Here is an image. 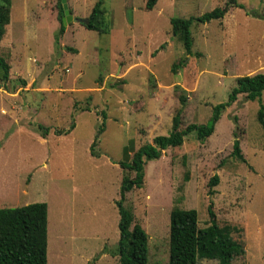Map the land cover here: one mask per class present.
<instances>
[{"label":"rangeland","instance_id":"1","mask_svg":"<svg viewBox=\"0 0 264 264\" xmlns=\"http://www.w3.org/2000/svg\"><path fill=\"white\" fill-rule=\"evenodd\" d=\"M60 1L12 0L0 44L10 66L8 81L0 73V209L48 205V264H119L120 163L168 135L180 109V130L207 125L238 78L264 74V0H237L244 9L194 22L192 55L171 20L200 17L228 0H160L152 11L146 0H103L109 33L71 22L59 35ZM98 1L68 5L88 19ZM260 107L240 95L205 143L190 133L146 165L144 188L130 192L125 207L148 234V264L170 261L172 211L196 210L206 228L211 203L218 225L235 229L244 248L232 264H264ZM73 124L69 135L57 133ZM235 134L245 163L232 156ZM215 175L220 183L209 195Z\"/></svg>","mask_w":264,"mask_h":264},{"label":"trees","instance_id":"2","mask_svg":"<svg viewBox=\"0 0 264 264\" xmlns=\"http://www.w3.org/2000/svg\"><path fill=\"white\" fill-rule=\"evenodd\" d=\"M160 0H146L147 11L155 9ZM104 1L99 0L94 6L87 23L83 24L87 29L107 34L110 28L106 22ZM231 8L244 9L237 0H228L224 7H219L197 18L171 20L172 34L177 37L184 46L188 55L193 54V37L191 27L194 22L207 24L225 18ZM12 0H0V44L5 36L6 27L11 22ZM61 29L59 35L65 32L62 19L63 7L60 1ZM59 38H57L58 41ZM180 65L173 67V73H177ZM1 79L6 82L10 78V66L0 57ZM264 74L244 76L237 79L236 87L231 91L228 101L219 104L213 109V116L207 125H189L185 130H180L182 125L183 109H180L173 118V128L166 136H157L152 144H146L139 148L131 160L121 162L122 169L126 172L120 190V200L116 202L120 215L118 244L120 264H148L149 237L139 224L135 223L131 210L125 207L127 195L134 189H143L145 184V167L149 162L159 160L163 152L179 148L185 142V136L195 132L198 141L205 143L215 131L216 124L220 120L222 112L237 102L240 95H245L248 101H259L260 110L258 120L264 128ZM184 107L186 99L180 97ZM102 117L106 114L102 112ZM57 132L69 135L74 129ZM43 131V137L48 135V129L39 127ZM103 132V129L100 130ZM232 156L237 160L246 162L240 142L235 134ZM96 143L92 146L95 154ZM134 174V176H132ZM220 183V178L215 175L210 180L209 195H214V188ZM210 225L200 228L199 215L196 210H179L171 212L170 216V261L167 264H198L199 260H217L219 264H232V261L244 254L243 246L232 237L235 230L230 226L220 227L213 211V204L209 205ZM0 264H48V205L35 203L24 207L0 209Z\"/></svg>","mask_w":264,"mask_h":264},{"label":"water","instance_id":"3","mask_svg":"<svg viewBox=\"0 0 264 264\" xmlns=\"http://www.w3.org/2000/svg\"><path fill=\"white\" fill-rule=\"evenodd\" d=\"M61 3H62L63 11H64V16L62 19L64 26H67L71 22H76V23H80V24L87 23L86 19L75 17L71 13V10L69 9V5H68V0H61Z\"/></svg>","mask_w":264,"mask_h":264},{"label":"crops","instance_id":"4","mask_svg":"<svg viewBox=\"0 0 264 264\" xmlns=\"http://www.w3.org/2000/svg\"><path fill=\"white\" fill-rule=\"evenodd\" d=\"M119 264H120V262H119Z\"/></svg>","mask_w":264,"mask_h":264}]
</instances>
